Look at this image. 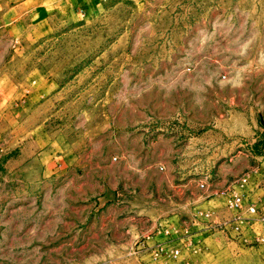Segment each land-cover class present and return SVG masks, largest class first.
I'll list each match as a JSON object with an SVG mask.
<instances>
[{
    "label": "rangeland",
    "instance_id": "rangeland-1",
    "mask_svg": "<svg viewBox=\"0 0 264 264\" xmlns=\"http://www.w3.org/2000/svg\"><path fill=\"white\" fill-rule=\"evenodd\" d=\"M257 155L264 0H0V264H264Z\"/></svg>",
    "mask_w": 264,
    "mask_h": 264
},
{
    "label": "crops",
    "instance_id": "crops-1",
    "mask_svg": "<svg viewBox=\"0 0 264 264\" xmlns=\"http://www.w3.org/2000/svg\"><path fill=\"white\" fill-rule=\"evenodd\" d=\"M251 147V150L254 152L255 151V148L257 149V148H259L257 145H253V146H250ZM256 158H259V159H261V160H264V156L263 155H257V157ZM264 215V211L263 210H258L257 211V209H256V212L255 213H251V215H250V217H248V218H245L243 221H241V223H243V225L248 229V231L249 230H252V227L256 224V223H258V222H261L262 221V216ZM186 237H182V239H181V241L183 240V242L182 243H187L188 241H186V240H184ZM174 241L175 240H173V241H164L163 243L162 242H155V243H153V246L154 245H156V246H158L159 248H162L163 246H167L168 248H172L173 249V247H175V246H173V244L172 243H174ZM152 246V247H153ZM154 249H156L155 247H154ZM152 251H154L153 250V248L151 249V251H150V254H151V252Z\"/></svg>",
    "mask_w": 264,
    "mask_h": 264
},
{
    "label": "built area",
    "instance_id": "built-area-1",
    "mask_svg": "<svg viewBox=\"0 0 264 264\" xmlns=\"http://www.w3.org/2000/svg\"><path fill=\"white\" fill-rule=\"evenodd\" d=\"M201 186H203V184H201ZM248 209H249L250 213H255L256 212V207L254 205H251ZM261 218L264 221V215ZM235 229H239V227L235 226ZM161 251H162V249L158 250V252H161ZM171 251H172V253L175 256L179 254V249L178 248L172 249Z\"/></svg>",
    "mask_w": 264,
    "mask_h": 264
}]
</instances>
